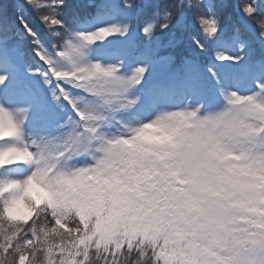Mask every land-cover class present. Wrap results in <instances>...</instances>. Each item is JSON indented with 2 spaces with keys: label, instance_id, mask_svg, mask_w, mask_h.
I'll return each mask as SVG.
<instances>
[{
  "label": "snow or ice",
  "instance_id": "snow-or-ice-1",
  "mask_svg": "<svg viewBox=\"0 0 264 264\" xmlns=\"http://www.w3.org/2000/svg\"><path fill=\"white\" fill-rule=\"evenodd\" d=\"M0 264H264V0H0Z\"/></svg>",
  "mask_w": 264,
  "mask_h": 264
}]
</instances>
